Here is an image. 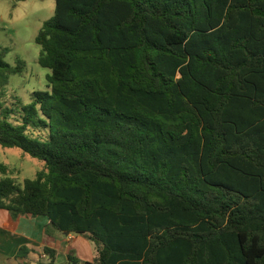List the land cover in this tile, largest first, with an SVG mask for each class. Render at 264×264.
<instances>
[{
    "label": "trees",
    "instance_id": "obj_1",
    "mask_svg": "<svg viewBox=\"0 0 264 264\" xmlns=\"http://www.w3.org/2000/svg\"><path fill=\"white\" fill-rule=\"evenodd\" d=\"M36 44L50 89L20 121L0 102V145L44 168L0 164V210L93 242L86 264H264V0H56Z\"/></svg>",
    "mask_w": 264,
    "mask_h": 264
},
{
    "label": "rangeland",
    "instance_id": "obj_2",
    "mask_svg": "<svg viewBox=\"0 0 264 264\" xmlns=\"http://www.w3.org/2000/svg\"><path fill=\"white\" fill-rule=\"evenodd\" d=\"M56 0H0V51L8 50L6 62L16 66L24 61L23 72L11 76L10 83L0 97L4 108L12 110V121H20L21 104H30L35 91L49 90L47 75L50 71L42 68L38 59L40 47L36 38L43 24L54 16ZM3 109H0V117ZM32 134V133H31ZM33 137H47L45 130L33 132ZM0 164L9 167V175L17 183L35 179L44 168V163L32 158L18 148H5L0 145ZM4 176L0 173V179ZM69 243L71 255L78 257L79 264L92 262L96 256V245L83 236ZM57 264H69L67 257L60 253Z\"/></svg>",
    "mask_w": 264,
    "mask_h": 264
},
{
    "label": "crops",
    "instance_id": "obj_3",
    "mask_svg": "<svg viewBox=\"0 0 264 264\" xmlns=\"http://www.w3.org/2000/svg\"><path fill=\"white\" fill-rule=\"evenodd\" d=\"M48 226L49 220L45 217H21L13 220L8 211L0 210L1 264L47 263L49 259L43 253L45 247L55 250L57 259L62 253L68 260L72 250L69 243L76 242V236L56 231ZM23 247L29 251L26 256L25 254L19 256V251Z\"/></svg>",
    "mask_w": 264,
    "mask_h": 264
},
{
    "label": "water",
    "instance_id": "obj_4",
    "mask_svg": "<svg viewBox=\"0 0 264 264\" xmlns=\"http://www.w3.org/2000/svg\"><path fill=\"white\" fill-rule=\"evenodd\" d=\"M66 234H68V233H66Z\"/></svg>",
    "mask_w": 264,
    "mask_h": 264
}]
</instances>
